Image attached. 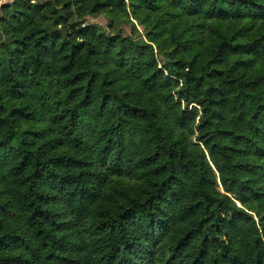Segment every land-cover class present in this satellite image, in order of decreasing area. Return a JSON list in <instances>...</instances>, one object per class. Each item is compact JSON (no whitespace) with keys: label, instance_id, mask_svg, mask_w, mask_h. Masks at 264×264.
Listing matches in <instances>:
<instances>
[{"label":"trees","instance_id":"1","mask_svg":"<svg viewBox=\"0 0 264 264\" xmlns=\"http://www.w3.org/2000/svg\"><path fill=\"white\" fill-rule=\"evenodd\" d=\"M0 264H264V0L0 5Z\"/></svg>","mask_w":264,"mask_h":264},{"label":"rangeland","instance_id":"2","mask_svg":"<svg viewBox=\"0 0 264 264\" xmlns=\"http://www.w3.org/2000/svg\"><path fill=\"white\" fill-rule=\"evenodd\" d=\"M11 0H0V5L9 3ZM86 21L91 24L100 25L103 28H108V21L109 18L105 14H100L97 16L89 15L86 18ZM134 25L137 29L135 33H132L134 37L136 38H142L144 40H147L149 36L152 34H147L146 31H144L145 27V21L143 17H139L137 20H133ZM130 24L121 22L118 24V29H121L124 34H129L130 31ZM112 31V30H111ZM191 44L190 42L183 41L179 38H173L170 43H165L163 41H159L157 44L153 46L154 53L156 56V59L160 66H165L168 63V57L173 48H190Z\"/></svg>","mask_w":264,"mask_h":264}]
</instances>
